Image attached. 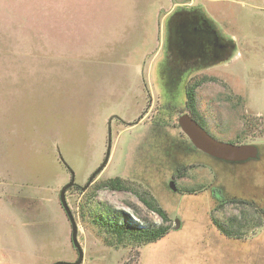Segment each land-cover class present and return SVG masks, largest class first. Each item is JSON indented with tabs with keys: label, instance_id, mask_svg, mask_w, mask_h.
I'll use <instances>...</instances> for the list:
<instances>
[{
	"label": "rangeland",
	"instance_id": "obj_1",
	"mask_svg": "<svg viewBox=\"0 0 264 264\" xmlns=\"http://www.w3.org/2000/svg\"><path fill=\"white\" fill-rule=\"evenodd\" d=\"M255 2L207 3L234 50L174 92L186 51L167 47L165 19L177 5L197 6L190 0H0V264L76 260L59 200L69 169L80 264H264V214L235 202L264 212V0ZM196 82L194 119L216 139L259 146L258 156L222 160L182 132L178 117H192L184 88ZM109 119V157L92 176ZM115 176L154 197L167 221L133 191L100 186ZM98 203L170 229L120 244L92 222L86 206Z\"/></svg>",
	"mask_w": 264,
	"mask_h": 264
},
{
	"label": "trees",
	"instance_id": "obj_2",
	"mask_svg": "<svg viewBox=\"0 0 264 264\" xmlns=\"http://www.w3.org/2000/svg\"><path fill=\"white\" fill-rule=\"evenodd\" d=\"M165 37V43L169 49H173L175 52L179 50L180 52L186 51L184 52L186 54V63L181 68L175 70L179 75L174 73L176 80L170 84L174 92H176L181 85L179 84L182 80L180 79L181 77L186 78L196 70L227 60L230 58L235 46L231 38L225 37L217 31L215 22L200 6L177 5L174 7L165 19ZM158 70L161 73L163 71V69L159 67ZM196 85L197 82L191 86H185L184 88V95L187 100L186 104L188 108L191 109L190 111L193 119L196 118L194 111V87H196ZM169 92L166 91L165 96H167ZM163 120L164 117L157 119V125H160ZM100 186L110 190L133 191L145 206L156 212L164 221H167L168 215L166 211L156 202L154 197H145L142 193L136 192L123 178L119 176L108 178ZM186 190L189 192L195 191L193 188H186ZM235 200V202H244L252 206L255 211L258 210L259 213L262 215L264 214L254 202L239 198ZM86 207H89V216L92 218V222L101 231H104L108 238L115 239V241L120 244L122 241L126 240H134L138 246L151 243L158 240L170 229V227L166 225L156 226L149 222L139 223L136 221H129L123 210L120 211L115 209L108 214L106 211L110 209L100 203L95 204V207H90V205L88 206L87 204ZM212 220L221 233L226 236L232 235L233 232H231L230 229L224 227L215 218ZM262 221L263 219H261V222ZM129 237L136 239H126Z\"/></svg>",
	"mask_w": 264,
	"mask_h": 264
},
{
	"label": "water",
	"instance_id": "obj_3",
	"mask_svg": "<svg viewBox=\"0 0 264 264\" xmlns=\"http://www.w3.org/2000/svg\"><path fill=\"white\" fill-rule=\"evenodd\" d=\"M108 120V131H107V150L105 154V158L100 166L92 173V176L99 173V171L104 167L106 164L109 151L111 146V125L110 121ZM178 125L180 126L182 132L190 139V141L195 145L196 148L200 149L201 151L227 161H242L249 158H255L257 156L258 149L255 145L252 144H233L230 142H225L219 139L214 138L207 130H205L195 119H193L189 114L184 113L178 117ZM60 160L65 164L63 158L59 155ZM68 167V165H67ZM70 173V180L65 185L62 186L59 192V200L60 204L63 207L68 220L71 224V242L72 245L76 248L77 251V258L75 261H55L52 264H80L83 259V251L82 248L77 240V225L75 219L68 207L65 198V191L68 187L74 184V172L72 169H69ZM170 187L175 190L176 187L171 180L169 182ZM180 223L178 220L175 221L174 229L179 227Z\"/></svg>",
	"mask_w": 264,
	"mask_h": 264
},
{
	"label": "crops",
	"instance_id": "obj_4",
	"mask_svg": "<svg viewBox=\"0 0 264 264\" xmlns=\"http://www.w3.org/2000/svg\"><path fill=\"white\" fill-rule=\"evenodd\" d=\"M221 1L226 2V3L227 2L233 3L235 5H237V4H241V6L245 5L248 7V9H255V7L257 8L259 6V5L257 6V2H255V0H190V2L196 4L197 6H200L204 10L205 13H207V10H208L207 3H215V2H221ZM184 3H189V2H184ZM260 6L262 7V2H260ZM211 11L212 10H210V12ZM231 36H233V35H231Z\"/></svg>",
	"mask_w": 264,
	"mask_h": 264
},
{
	"label": "flooded vegetation",
	"instance_id": "obj_5",
	"mask_svg": "<svg viewBox=\"0 0 264 264\" xmlns=\"http://www.w3.org/2000/svg\"><path fill=\"white\" fill-rule=\"evenodd\" d=\"M183 77H181L180 79H182ZM196 120V119H195ZM197 121V120H196ZM198 122V121H197ZM199 123V122H198ZM258 148V153H259V146L257 147ZM258 156V155H257Z\"/></svg>",
	"mask_w": 264,
	"mask_h": 264
}]
</instances>
